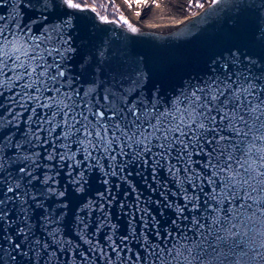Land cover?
Masks as SVG:
<instances>
[{"label":"snow or ice","instance_id":"6c2138e0","mask_svg":"<svg viewBox=\"0 0 264 264\" xmlns=\"http://www.w3.org/2000/svg\"><path fill=\"white\" fill-rule=\"evenodd\" d=\"M215 5L206 18L226 12L236 32L256 7ZM77 10L140 32L86 0H0V264H264V29L258 60L233 45L177 87L142 60L113 65ZM133 175L162 199L142 201ZM121 184L135 203L114 195ZM150 203L172 211L170 227Z\"/></svg>","mask_w":264,"mask_h":264},{"label":"water","instance_id":"95a60500","mask_svg":"<svg viewBox=\"0 0 264 264\" xmlns=\"http://www.w3.org/2000/svg\"><path fill=\"white\" fill-rule=\"evenodd\" d=\"M250 3H254L256 7H249L246 10L242 32H236L230 28L232 21L228 19L226 12L206 18L205 14L214 8H224V5H215L210 9V3L190 15L181 26L164 33L134 25L140 29V32L132 34L127 32L122 24L100 22L95 13L90 10L85 12L77 10V15L92 19L99 30L100 38L106 44L111 42L110 56L115 58L112 61L113 65L124 60L127 61L125 67L128 64L135 67L133 61L142 60L140 68L151 73L156 79H163L179 87L182 79L188 78L189 72L202 67L203 62L211 56L220 54L228 56L229 53L226 50L232 48L233 45H237L245 53H254L252 59H259V55L256 54L261 53L258 39L260 30L264 29V8L260 7L259 0H250ZM109 19L117 18L109 16ZM124 36L128 39H122ZM97 44H100V39L97 40ZM235 51L236 49L233 48V52ZM70 69L73 73L81 71L80 64L75 60L70 65ZM168 92L171 94V88ZM130 180L135 184L142 201H147L149 198L152 201L162 199L159 192L150 191L140 177L133 175ZM100 187L99 181L92 184L90 191L93 196ZM126 192L130 193L127 198L128 202L135 203L136 193H131L127 184H121L118 190L114 189V195L118 200H123ZM169 199H174V197L170 195ZM146 206L150 214L160 221L162 227H170L165 222L173 218L171 210H162L160 205L155 203ZM128 220L129 217L121 213L120 209L114 205L112 222L118 226V234L128 233ZM71 227V223H68L67 229ZM137 231L139 232L138 224Z\"/></svg>","mask_w":264,"mask_h":264},{"label":"bare ground","instance_id":"6f19581e","mask_svg":"<svg viewBox=\"0 0 264 264\" xmlns=\"http://www.w3.org/2000/svg\"><path fill=\"white\" fill-rule=\"evenodd\" d=\"M186 0H149L147 6H137L133 4L129 8L124 0H117L120 12L134 25L164 33L181 26L188 20L186 14ZM159 7H156V5ZM141 12L140 16L135 13Z\"/></svg>","mask_w":264,"mask_h":264},{"label":"rangeland","instance_id":"374dc122","mask_svg":"<svg viewBox=\"0 0 264 264\" xmlns=\"http://www.w3.org/2000/svg\"><path fill=\"white\" fill-rule=\"evenodd\" d=\"M186 14L188 16L192 15L196 11H198L200 8H197L195 5L196 3H204L205 5L210 3V0H186ZM89 4H96L98 6V11H100L102 14L118 18V13H116L115 9L119 8L117 5V0H108V1H101L98 0H89ZM104 4L106 8H100L99 5Z\"/></svg>","mask_w":264,"mask_h":264},{"label":"trees","instance_id":"16d2710c","mask_svg":"<svg viewBox=\"0 0 264 264\" xmlns=\"http://www.w3.org/2000/svg\"><path fill=\"white\" fill-rule=\"evenodd\" d=\"M99 2L103 1V0H98ZM105 1H108V0H105ZM86 2L89 4V0H86Z\"/></svg>","mask_w":264,"mask_h":264}]
</instances>
